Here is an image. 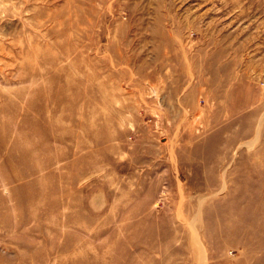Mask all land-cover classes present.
Masks as SVG:
<instances>
[{
	"label": "rangeland",
	"instance_id": "1",
	"mask_svg": "<svg viewBox=\"0 0 264 264\" xmlns=\"http://www.w3.org/2000/svg\"><path fill=\"white\" fill-rule=\"evenodd\" d=\"M263 114L264 0H0V264H196L211 205L259 229Z\"/></svg>",
	"mask_w": 264,
	"mask_h": 264
},
{
	"label": "bare ground",
	"instance_id": "2",
	"mask_svg": "<svg viewBox=\"0 0 264 264\" xmlns=\"http://www.w3.org/2000/svg\"><path fill=\"white\" fill-rule=\"evenodd\" d=\"M127 85V84H126ZM126 91V90H125ZM124 91V92H125ZM147 106V105H146ZM160 113V112H159ZM260 120H261V122H264V114H263V116L260 118ZM260 123V122H259ZM261 125V124H260ZM261 127V126H260ZM263 127H264V125H263ZM259 128V127H258ZM259 131V130H258ZM258 134L260 135V131L258 132ZM253 138V137H252ZM258 138H260V136H258ZM257 138V136H256V138L255 139H258ZM252 140V139H251ZM249 141V140H248ZM250 142V141H249ZM255 144V143H254ZM257 144V143H256ZM255 144V145H256ZM259 145V144H258ZM172 146V145H171ZM253 149V148H252ZM238 150V149H237ZM249 150V149H248ZM250 150H251V148H250ZM168 159V158H167ZM169 160V159H168ZM233 160V159H232ZM159 161V160H158ZM169 162V161H168ZM173 162H174V160H173ZM177 166V165H176ZM174 169V168H173ZM177 169V168H176ZM228 169H226V171H227ZM174 171V170H173ZM223 178V177H222ZM224 183H226V182H224ZM223 183V184H224ZM227 186V185H226ZM225 187V186H224ZM227 188V187H226ZM180 189V188H179ZM223 190V189H222ZM227 190V189H226ZM221 191V190H220ZM224 192H226L225 190H224ZM218 193H219V191H218ZM217 193V194H218ZM201 195V194H200ZM200 195H198L199 197H200ZM194 196V195H193ZM197 196V195H196ZM207 196V195H206ZM205 196V197H206ZM210 196H212V195H210ZM209 196V197H210ZM214 196V195H213ZM219 196V195H218ZM217 196V197H218ZM202 197H203V195H202ZM201 197V198H202ZM204 198V197H203ZM207 198H208V196H207ZM198 200H200L199 198H197ZM192 200V199H191ZM197 200V202H199ZM211 200V199H210ZM215 200V199H214ZM214 200H211L210 202H212V201H214ZM202 201H204V200H202ZM201 201V203L203 204L204 202H202ZM207 200L205 199V202H206ZM208 201H209V199H208ZM191 202V201H190ZM214 203V202H213ZM202 204H200L201 206H202ZM205 204V203H204ZM212 204V203H211ZM200 205H199V207H200ZM208 205V204H207ZM215 205V204H214ZM189 206H190V204H189ZM203 208H204V206H202ZM202 207H200V208H202ZM223 208L225 207L224 205L222 206ZM190 208V207H189ZM188 208V209H189ZM200 208H198L199 210H198V214H196V217H195V222L196 223H202L203 221H204V218H203V215H202V213H201V209ZM210 211H211V214H210V216H209V218L207 219V221L205 222L206 223V227H204L205 229L203 230L202 228H201V230H202V232L200 233V232H197V231H193L192 232V230L193 229H191L190 228V230H191V232L193 233V235L191 236V238H190V240H191V242L190 243H192V246L194 247V251L192 250V252H193V254H192V252L190 251V250H188V253H189V255H190V259H192V255L196 258L197 256H198V258H196V264H197V259H198V262H199V264H203L202 263V261H203V259L205 258V255H206V252L208 251L210 254H211V256L212 257H215V256H217V255H219L221 252H222V250H223V248L225 247V245H227V244H232V243H235L236 242V240L237 239H239V240H242V241H247L248 242V245L247 246H249L250 247V245L251 246H254V245H260L261 243H264V223L261 225V226H259L258 228L259 229H256V230H254V231H251V230H248V229H246V230H240V229H236V228H233V227H235V226H233L232 225V223L231 222H229V220L231 221V219H230V215H228L229 213H227V211H223V212H221V213H219L217 210H218V206H213V205H211L209 208H208ZM225 210H226V208H225ZM206 211V210H205ZM206 214V213H205ZM261 214H262V216H264L263 215V213L261 212ZM179 216V215H178ZM195 216V215H194ZM186 217V216H185ZM188 217L189 216H187V219H188ZM186 219V218H185ZM194 219V218H193ZM262 219H263V217H262ZM190 220V219H189ZM191 222H193V224H194V226H196V224L194 223V220L193 221H190V223L189 222H187L188 224H191ZM224 222V223H223ZM187 223H186V225H187ZM222 223L225 225V226H223L224 227V229H217L216 227H215V225L217 224L219 227H221L222 226ZM191 226V225H190ZM193 226V225H192ZM201 226V225H200ZM200 226H199V228H200ZM202 226H203V223H202ZM201 226V227H202ZM195 228V227H194ZM188 229V228H187ZM196 230V229H195ZM259 231V232H258ZM197 232V233H196ZM229 232V234H226V233H228ZM258 233H261L262 235H260V234H258ZM186 234V233H185ZM188 234V233H187ZM189 236V235H188ZM186 237V236H185ZM186 239V238H185ZM202 239V240H201ZM212 240V241H211ZM202 241H204V243L202 242ZM189 245V244H188ZM191 246V247H192ZM247 246H246V248H247ZM197 249H196V248ZM251 248V247H250ZM191 249V248H190ZM187 251V250H186ZM230 254V253H229ZM244 256H245V261L247 260V259H250V257H251V252H250V249H245V251H244ZM194 261V264H195V259L193 260ZM245 263V262H244Z\"/></svg>",
	"mask_w": 264,
	"mask_h": 264
}]
</instances>
